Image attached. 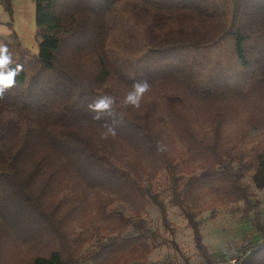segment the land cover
I'll use <instances>...</instances> for the list:
<instances>
[{
	"label": "trees",
	"instance_id": "obj_1",
	"mask_svg": "<svg viewBox=\"0 0 264 264\" xmlns=\"http://www.w3.org/2000/svg\"><path fill=\"white\" fill-rule=\"evenodd\" d=\"M35 1L39 53L5 41L23 71L0 99V264L146 263L177 248L147 222L154 205L174 234L168 204L206 264L200 217L253 214L263 240L234 261L264 264V0Z\"/></svg>",
	"mask_w": 264,
	"mask_h": 264
},
{
	"label": "rangeland",
	"instance_id": "obj_2",
	"mask_svg": "<svg viewBox=\"0 0 264 264\" xmlns=\"http://www.w3.org/2000/svg\"><path fill=\"white\" fill-rule=\"evenodd\" d=\"M8 42L14 47V39L11 38ZM252 188L257 193V199H252V202L256 200L261 202L262 223L264 224V190H257L253 186ZM241 206L244 207L243 204ZM168 208L170 220L175 224L174 234L164 230L159 212L154 205L148 209L147 222L153 230L159 231L164 239L174 241L177 248L172 245L159 247L152 251L146 263L134 264H186L187 260L189 264H206L194 248L192 232L181 212L169 204ZM250 216L251 219H244L242 214L218 210L205 213L200 217L203 241L211 255L220 264H235L234 258L241 254L244 246L263 240V236L254 226L253 214Z\"/></svg>",
	"mask_w": 264,
	"mask_h": 264
},
{
	"label": "clouds",
	"instance_id": "obj_3",
	"mask_svg": "<svg viewBox=\"0 0 264 264\" xmlns=\"http://www.w3.org/2000/svg\"><path fill=\"white\" fill-rule=\"evenodd\" d=\"M0 35L7 36L6 29H0ZM13 60L11 53L6 44L0 43V99H4L6 91L15 86L17 75L23 71L22 64H15L13 67ZM150 90V85L146 79H136L132 84L130 91L126 93L122 100L119 101V106L127 108L129 106L139 109L141 107V101ZM117 106V97L113 95L98 96L91 103L87 105L90 112L94 113V120H101L104 116H113L114 107ZM120 119H123L122 114ZM116 121L112 124L105 123L104 128L106 131L103 133V137L107 138L109 135H116ZM167 150V146L161 142H157V152L163 153Z\"/></svg>",
	"mask_w": 264,
	"mask_h": 264
},
{
	"label": "crops",
	"instance_id": "obj_4",
	"mask_svg": "<svg viewBox=\"0 0 264 264\" xmlns=\"http://www.w3.org/2000/svg\"><path fill=\"white\" fill-rule=\"evenodd\" d=\"M35 3V0H12V15L0 4V29H6L8 33L7 36L0 35V43L5 44L15 35L22 46L35 55L39 53Z\"/></svg>",
	"mask_w": 264,
	"mask_h": 264
}]
</instances>
